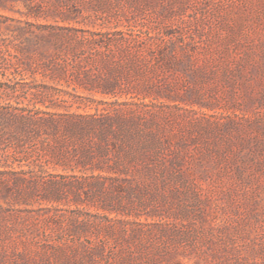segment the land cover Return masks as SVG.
<instances>
[{"label":"rangeland","instance_id":"1","mask_svg":"<svg viewBox=\"0 0 264 264\" xmlns=\"http://www.w3.org/2000/svg\"><path fill=\"white\" fill-rule=\"evenodd\" d=\"M4 57L0 105L114 114V172L2 145L0 264H264V0H0Z\"/></svg>","mask_w":264,"mask_h":264},{"label":"trees","instance_id":"2","mask_svg":"<svg viewBox=\"0 0 264 264\" xmlns=\"http://www.w3.org/2000/svg\"><path fill=\"white\" fill-rule=\"evenodd\" d=\"M41 36L43 38L45 35ZM52 37L61 41L60 34L46 35V38ZM2 61L9 60L5 57L0 60V70L6 67ZM74 75L78 80L83 79L80 72ZM102 79L105 86L114 85L113 76L106 75ZM6 86L11 87L0 81V88ZM38 87L39 90L35 94H42L43 90L40 88L46 86L41 84ZM132 125L131 138H118L121 150H124L127 156L132 154L133 158L151 157L152 151L159 153L163 148L159 136L151 134L143 137L138 121L132 120ZM119 126L120 130H125L124 124L119 123ZM43 134L45 135L42 136ZM2 145L4 149L6 145L12 147L15 156L18 153H38L40 159L44 155L48 156L49 162L69 165L73 160H77L76 163L81 162L84 168L114 172V162L111 163V154H114V114L57 113L29 105L22 106L20 103L0 105V149ZM45 165V162L40 164L43 169ZM91 176L98 180L109 178L114 185V176L107 177L101 173Z\"/></svg>","mask_w":264,"mask_h":264}]
</instances>
